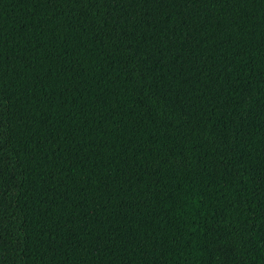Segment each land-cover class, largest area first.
Returning <instances> with one entry per match:
<instances>
[{
    "label": "trees",
    "instance_id": "trees-1",
    "mask_svg": "<svg viewBox=\"0 0 264 264\" xmlns=\"http://www.w3.org/2000/svg\"><path fill=\"white\" fill-rule=\"evenodd\" d=\"M0 264H264V0H0Z\"/></svg>",
    "mask_w": 264,
    "mask_h": 264
}]
</instances>
